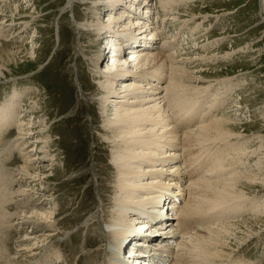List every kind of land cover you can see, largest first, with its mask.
Segmentation results:
<instances>
[{
  "label": "rangeland",
  "instance_id": "obj_1",
  "mask_svg": "<svg viewBox=\"0 0 264 264\" xmlns=\"http://www.w3.org/2000/svg\"><path fill=\"white\" fill-rule=\"evenodd\" d=\"M94 1L98 0H73L74 5L70 8L67 6L69 0H5L0 3L3 12L7 15L0 17L6 20L3 27H0L4 28L5 26L8 30L10 29L5 37L0 38V68L4 73L0 78V107L6 104L12 96H21L26 92V95L22 96L23 104H20L24 106V110H27L28 106L37 107L40 111L37 118L40 122L44 121V125H46L41 130L46 129L44 136L49 137L51 142L49 150L45 148L42 151L43 156L48 158L45 162L46 168L40 171L36 170V175H41L42 180H45V185L40 190L43 192L42 195L36 188L35 195L30 197L25 190L27 186H24L28 183L9 184L10 190L21 189L22 193L30 197V200H25L24 202L27 203L19 208L17 205L19 201L16 198L22 197V195L10 196L11 199L16 197L14 202L8 205L11 211L18 210V212H23L22 214L33 210L45 211L47 207L38 209L33 206L39 201L40 203L44 202L49 210L55 209L57 212L54 214L57 223L54 225L55 228H51V230H55L54 233L57 237L46 251L47 259L41 264H93L94 261H97L101 246L106 243L107 237L105 240L100 223L94 222L95 220L91 222V215L101 209V195L110 210L113 209L116 198L114 194L109 193L110 188L113 189V185H106L110 181L114 182L117 178V174L114 173L111 166L107 173L111 174V177L103 173L100 175L101 188L92 175L96 168L93 163L96 155L100 156L97 158L100 164L98 170H104L106 166L111 165V162L114 163L111 150L105 145L111 134L107 132L103 135L97 130V126L103 130V125L105 122L109 123L112 115L110 116L109 113L107 117H102V103L98 99L99 92H97L100 80L95 75L96 72H92L94 66L91 63L92 59L97 60L99 52L102 51L103 58L99 64L101 71L105 66L111 64L110 57L113 55L110 54V47L108 48L111 39L97 34L95 30H91L94 32V36L89 37L88 30L81 29L82 25L88 24L92 25L90 29L93 27L96 29L94 25L97 23L106 25V21L113 12L108 6H101L99 9L97 8V11ZM163 1L151 0V7L149 5L144 7L145 9L154 7L152 10L154 12H151V15L154 14L153 19L151 18L148 24L145 23L146 19L144 18L146 13L134 17L133 24L139 20L144 21L145 26L141 31L133 28L132 34L136 35L137 43H142L141 41L144 40L139 38H141L143 29H150V33L154 30L160 32L157 35L158 38L153 36L158 39L153 44L155 45L153 53H158L160 50L164 56L174 53L173 55L179 59H177L179 66H186L190 72L194 73L195 77L202 80L195 81L194 84L197 86L185 90L182 94L183 100L186 99L189 102L184 108H190L191 111L196 110L194 116L202 117V120L199 117V126L220 120L223 117L233 123V135L235 136H232L230 141V151H225L227 143L219 140L215 143H208L204 150L212 145L215 147L214 150L223 149L225 159L229 162L233 161L235 157L238 159L239 156L240 162L235 164L236 168L230 167L229 172L233 169V171H237L239 167L241 172L248 176L242 182L247 186L243 192L248 200H246L245 206L239 204L241 206L237 211L240 213H237L236 207H232L230 204L231 215L223 217V219L220 218L219 222L215 221L214 225L221 226L248 220V226H244L242 233L237 234L239 238L231 240L232 251H230L234 254L224 263L234 264L238 261L235 264H242V262L243 264H264V214L261 215L258 212L259 209L254 208L255 205L264 207V0H183L181 3L179 0H175L173 4L162 7L161 2ZM88 7H91V10L87 9ZM119 9L117 18L123 15L120 14L123 12L122 7ZM140 9L142 11V8ZM136 12L133 9L135 15L139 13ZM125 23L128 24V21ZM171 40L172 42L169 44ZM128 46L134 49L140 48L139 45ZM158 47L160 48L158 49ZM102 49L105 51L104 53ZM142 49L138 50L141 52L145 50ZM138 50H134L132 53H136ZM148 50H152V48ZM142 54L144 53L137 55L140 57ZM121 59L126 58L124 56L117 58L118 61ZM131 59L130 57L129 60ZM152 73L156 79L162 80L152 79L147 83L158 85V89L152 91H156L155 97L158 98L161 95L163 97L144 103L146 106L141 105L139 110L153 107L156 104L160 107L163 106V90L166 83L170 82L169 71L167 68L153 69ZM80 83L86 89L84 94L89 97L88 99L85 97L86 101L82 97ZM186 93L189 94L186 95ZM147 97L145 96V98ZM149 103L152 104L148 105ZM108 105L111 110L114 106L116 107L115 102H109V104L106 102L105 107ZM126 109L123 111H132L134 116L136 115L134 105ZM190 110L189 112H191ZM199 112H201L200 115ZM185 114L187 118L188 113ZM20 116L22 115L19 114ZM28 116L26 124L36 122L34 119L36 116L33 114ZM170 117H174L173 112ZM164 119L168 120L167 117ZM179 121L180 119H178V123ZM148 125L153 131L152 134H160L171 125V121H163L161 111L157 109L148 117ZM199 126L187 132L197 130ZM142 133L146 132L142 131ZM16 136L14 130L7 138L3 137L0 142L1 153H9L7 146ZM145 140L139 144L137 150L139 154L146 152L142 147ZM30 145L35 148L45 147L44 144H38L35 139ZM15 152L16 154H13V158L10 160L12 164L6 166L5 174L7 175L23 164L21 162L23 158H20L17 151ZM241 152L247 153L248 157L244 158L239 155ZM142 157L141 155L140 159ZM142 169L144 170V168ZM224 173L228 174V172ZM150 176L151 174L148 173L143 174L137 183L150 182ZM17 177L14 178L15 181ZM174 191L176 190H172L173 196L179 197L174 194ZM187 199L188 196L183 197L184 205ZM16 202L18 203L16 204ZM172 202L169 201L164 207L167 213H169L168 210H170ZM242 206L243 208H241ZM108 213L112 214L113 210ZM109 216L105 219L102 218L103 221H111ZM13 221L18 227L15 226V230H9L7 227L10 234L6 237L9 239L8 244L12 252L17 253L18 240L29 237L27 234L30 233V227H21L14 218ZM140 224L141 222H134L131 230L136 232ZM143 226L141 225L140 228ZM200 228L204 227L200 226ZM192 231V234L196 233V231ZM39 234L46 235V232L42 230L39 231ZM186 235L185 237H189L191 234ZM155 239L147 238L148 241H151L148 246L150 253L154 252L155 245L152 242H155L153 241ZM181 240V238L178 239L177 244ZM119 243L123 244L124 240L122 239ZM35 244L36 241H30L28 245L36 248L38 245ZM116 248L117 244H114L111 255L113 260L115 259L114 262L117 259L114 257ZM35 251L36 253L40 252L38 249ZM20 254L15 255L14 258L23 255ZM38 258L39 255L35 259L38 260ZM134 259L135 257L133 262L136 260ZM32 260L30 257L24 256L16 261L19 263L34 262ZM234 260L235 262H233ZM133 262L130 261V263Z\"/></svg>",
  "mask_w": 264,
  "mask_h": 264
},
{
  "label": "bare ground",
  "instance_id": "obj_2",
  "mask_svg": "<svg viewBox=\"0 0 264 264\" xmlns=\"http://www.w3.org/2000/svg\"><path fill=\"white\" fill-rule=\"evenodd\" d=\"M150 1L151 0L94 1L93 3L96 6V10L101 6H108L113 14H110L109 19L106 21V25L103 23H97L94 25L96 29H94V27L93 29H90L92 28L91 24L86 26L81 24V29H86L90 33L89 37L94 36V32L91 30H95L97 34L103 35L106 39L110 37L109 39L111 40L108 44V48L110 47L109 49H112L114 53L115 51H119L118 53L116 52L117 55L113 56L111 59L114 63L111 62V64L105 66L102 71L99 68L100 61L103 58L102 51L99 52L97 60H91V63L94 66L92 72H96L95 75H97L100 80V86L96 88L97 92H99L98 99H100V103H102V117H107L109 113L110 116L112 115L109 123L105 122V125H103V130H101L99 126H97V130L103 135L107 132L111 134V137L109 135V140H107V144L105 143V145L111 150L113 156L112 160L114 161V163L111 162V165L106 166L104 170H98L100 164L99 159L97 158L100 156L96 155L94 157L95 160L93 159L96 168L92 175L94 176L95 182L98 183L99 188H101V173L111 177V174H107L109 173V169L112 167L115 171L114 173L117 174L116 180L114 182L110 181V183L106 185H113V189L110 188L109 191V193L116 196L112 214H118L112 215L108 213V211L111 212L112 210L107 207V203L103 201V195H101V209H98L91 215V222L95 220L94 222L101 224L103 236L105 240L107 237V240L106 243L101 246L97 261H94V258L97 257L94 255L93 264H129L131 260L133 262L134 257L136 260L139 259L138 264H146L147 258L153 261L160 258L164 264H227L224 262L229 258H232L234 254L231 253V240L239 238L237 234H241L243 227L248 226V220H244L241 223L237 222L221 226L214 225L215 221L219 222L220 218L223 219V217L231 215V211L229 210L231 205L232 207H236L235 210L237 211L241 206L239 204L245 206L247 204L246 200H248L246 194L243 192L246 185L242 183L248 176L244 175L239 167L237 171H233V169L229 172L230 167L236 168L234 167L235 164L240 162L239 156L237 157L238 159L235 157L233 158V161L230 162L226 161L224 156L225 151L231 150L230 141L232 136H235L233 135V123L227 120L226 117H223L220 120L199 126V117L201 120L202 117H198L197 115L194 116L196 110L191 111L190 108H184L189 102L186 99L183 100L182 94H184L185 90L197 86L194 84L195 81L202 80L195 77L194 73L190 72L186 66H179V62L177 61L178 58L173 55L174 53L169 56L162 55L161 50V53H153V48L155 47L153 44L158 40L153 36L158 38L157 35H159L160 32L154 30L150 33V29H143L141 32V38L139 39L144 41H141L142 43H137L138 40L137 37H135L136 35L132 34L133 28L141 31V29L144 28L145 23L148 24L151 18L153 19L154 14L151 15V12H154L152 11L154 10V7L150 9ZM179 1L180 3L183 2V0ZM3 2H5V0H0V3ZM173 2H175V0H164L161 4L162 7H166L171 5V3L173 4ZM73 5V0H69L67 6L70 8L73 7ZM148 5L150 7L145 9L144 7H147ZM119 7H122L123 12L120 14L123 15L117 18V10H120ZM140 8H142V11H140ZM87 9L91 10V7H88ZM133 9L139 13L135 15ZM145 13V23L144 21L139 20L135 24L132 23V20H135L134 17ZM2 16L6 17L7 15L3 12V8H1L0 4V17ZM127 21L128 24L125 23ZM5 23V18H0V26L3 27ZM1 27L0 38L5 37L6 34L10 32V29L8 30L5 26L4 28ZM124 40H128V45L130 46L139 45V50L142 48L145 49L142 52L135 49L138 50L136 51L137 54H144L139 57L133 52L131 53V60L121 59L118 61L117 58L123 54V52L120 51V47ZM171 42L172 40L169 44ZM165 43L167 44V42ZM146 48H152V50ZM159 48L160 47H158V49ZM104 52L105 51L103 50V53ZM183 62L184 60L182 63ZM162 68L168 69V79H170V82L168 81L166 83L167 85L163 90V106L160 107L156 104L153 107L151 106L139 110L141 109L139 107L144 105V103L163 97V95L158 98L155 97L156 91H152L157 90L159 87L158 85L155 83H147L152 79H156L152 73L153 69ZM3 75V70L0 68V78H2ZM161 80L162 79H156V81ZM80 85L82 88V97L86 101V95L84 94L86 89H84L83 84L80 83ZM159 92L161 94V91ZM187 94L189 93H186V95ZM23 95H26V92L25 94L22 93L21 96H12L6 104H3V106L0 107V142L3 137L4 139L7 138L14 130L17 135L12 139L9 146H7L9 148V153L5 151L6 153L4 154L0 151V264H41V262L47 259L46 251L54 242L55 237H57L54 233L55 230H51L52 227L55 228L54 225L57 223V220H55L56 216H54L57 212L55 209H50V211L48 206H45L44 202L40 203L35 199L38 203H34L35 205L33 206L38 209H44L47 207L45 211L33 210L27 214H22L23 212H18V210L13 212L8 206L10 203L14 202L16 198L13 197L11 199L12 196L21 194L22 197L16 198L19 201V204H17L18 202H16V204L19 208L20 206L23 207L22 205L27 203L24 201L27 199L30 200V197L35 195V189L37 188V190L40 191L45 185V180H42L41 175H36V170L40 171L46 168L47 165L45 162L48 158L46 159L43 156L42 151L45 148L48 149L51 147L49 137L47 138L44 136L46 129L41 130L43 126H46L44 125L45 122L42 120L40 122L39 118H37V115H40V111L34 106H28V108L26 107L27 110H24V106L21 105L23 104ZM145 96L148 97L145 98ZM86 98L88 99L89 97ZM106 102L108 104L109 102H115L116 107L114 106L111 110L109 105L105 107ZM150 104L152 103H149L148 105ZM132 105L136 107L135 116L132 111H123L126 108L132 107ZM157 109L161 111L162 120L171 121V125L160 134H152L153 131L150 130L151 128H149L148 125V117ZM189 110L191 112H189ZM172 112L174 117H170ZM185 113H188L187 118ZM19 114L22 116L19 117ZM29 114L36 116L34 118L36 122L25 123ZM200 114L201 112H199V115ZM126 115L128 117H125ZM164 117H167L168 120H165ZM94 118L92 119L94 120ZM178 119H180L179 123ZM197 126H199V129L197 128V130L187 132L188 130H193V128ZM142 131H145L146 133H142ZM178 133L182 134L178 135ZM33 138L38 144H44L45 147H32L30 144L33 143ZM143 140L145 141L142 143V147H144L143 149L146 150V152L139 154L137 150L139 144ZM218 140L227 143L225 145V148H227L225 151L223 149L214 150L215 147L212 144V146H209L204 150L208 143H215ZM15 151L20 155V158H23L21 161L23 164L13 169L11 171L12 173L7 175L5 174L7 171L6 166L12 164L10 160L13 158V154H16ZM7 153L9 156L6 157V155H8ZM141 155L143 157L140 159ZM239 155L245 158L247 153L241 152ZM142 168H144V170ZM204 171L205 174L203 175ZM224 172H228V174L225 175ZM147 173L151 174L150 182L145 184L137 183L140 177ZM206 174L209 176H206ZM16 176L18 177L15 181L14 178ZM10 183H28V185L26 184L24 186H27L25 190L30 197L27 196V194L22 193L21 189L10 190ZM188 183L189 185H187ZM172 190H176L174 191V194L181 198L174 197ZM42 193V191L39 192L41 195ZM184 196H188V199L184 202L185 205L183 204ZM169 201H173V204L169 208L170 210H168L169 213H167L164 210V207ZM241 208H243V206ZM254 208L259 209L258 212L261 215L262 213L264 214V207L262 205H255ZM238 211L237 213H240ZM108 216L111 221H103V219ZM136 216L138 219L146 218L151 220L152 223L140 221V227L141 225H144V230L148 228L146 234H148L149 237L156 238L153 241L158 243V237H161V242L164 239L167 243L158 245L154 244L155 249L152 253L146 251L148 250V246L143 247L146 252L140 251L139 253H136L135 249H131L126 243L132 236H137V230L136 232L131 230V226L134 222L137 223L134 220L137 218ZM13 218L21 227H30V233L27 234L29 237H26L24 240H18L19 249L17 250V253L12 252L8 244L9 239L6 237L10 234V232L7 231V227L9 230L16 229L15 226L17 225L14 223ZM175 221L176 223L174 224L173 222ZM209 224L212 226L210 227ZM200 226L204 228L202 229ZM42 230L46 232V235H43V232V234H39V231L41 232ZM192 230L196 231V233L192 234ZM177 231L180 236L177 234ZM245 231H243V233H245ZM185 235L190 236L185 237ZM180 238L183 241L181 240L178 243L179 245L176 244V247L174 246V249L176 250L174 253L175 259L171 262L170 258H173L170 256L172 252L169 250L172 247H170L169 243L174 242L175 239L176 242L174 243H177V239ZM122 239L124 240V243L120 244L119 242H121ZM30 241H36L35 245L38 246L36 248L29 246L28 244ZM144 243L150 245L151 241L146 239ZM114 244H117V248L114 250V257L117 258L115 261L116 263L114 262L115 259L113 260L111 257ZM123 248L127 249V251L124 250V253L122 251ZM36 249L40 250V252L36 253ZM156 252H160V254H155ZM19 253L23 254H20V257H30V259H33L36 263H26V261L25 263H19L16 260L20 257L14 258L16 257L15 255ZM25 254L30 255L27 256ZM37 255H39L38 260L35 259ZM140 255H142L141 257L143 259L140 258ZM135 261L133 263H135ZM233 262H235V260ZM235 263H238V261Z\"/></svg>",
  "mask_w": 264,
  "mask_h": 264
}]
</instances>
